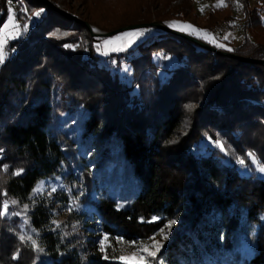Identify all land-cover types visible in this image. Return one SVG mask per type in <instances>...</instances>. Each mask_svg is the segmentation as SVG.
<instances>
[{
	"label": "trees",
	"instance_id": "1",
	"mask_svg": "<svg viewBox=\"0 0 264 264\" xmlns=\"http://www.w3.org/2000/svg\"><path fill=\"white\" fill-rule=\"evenodd\" d=\"M47 1L0 0V32L11 11L22 28L41 12L0 64V166H8L0 170V264H124L96 249L101 234L141 244L173 220L164 263L184 264L194 251L196 264H264V173L247 158L253 152L264 162V65L157 28L126 54L105 55V38ZM251 1L239 0V8L225 0L226 7L200 17L194 0H149L159 9L154 17L145 1L140 9L147 15L115 20L102 31L199 22L210 34L225 28L240 37L226 41L231 50L204 43L264 60V0ZM158 54L175 60L174 67L164 62V78ZM122 57L135 81L120 78ZM122 163L125 203L104 191L108 168ZM56 179L64 189L35 192L41 181ZM25 206L26 232L19 215H9ZM60 212L67 216L58 224ZM74 225L89 235L92 256L69 232ZM28 232L42 251L20 243Z\"/></svg>",
	"mask_w": 264,
	"mask_h": 264
},
{
	"label": "rangeland",
	"instance_id": "2",
	"mask_svg": "<svg viewBox=\"0 0 264 264\" xmlns=\"http://www.w3.org/2000/svg\"><path fill=\"white\" fill-rule=\"evenodd\" d=\"M54 1L58 7L66 11L65 13H68L72 16H74L76 19L81 20L82 22L85 21H90L92 24H94L95 28L98 30L102 31L103 28H106L108 25H110L111 22L115 20H125L128 18L132 19L137 16H145L148 13V10H142L140 9V3H143L147 1V4L150 6L149 14L154 17V14H156L157 10L152 6V3L149 2V0H51ZM129 1V2H128ZM142 1V2H141ZM128 3V4H127ZM223 3L225 4V0H223ZM253 6L260 5L262 3V0H252L251 1ZM221 4V0H194V6L196 9V13L198 16L202 17L211 7H215ZM142 5V4H141ZM203 9V11L201 10ZM12 12V11H11ZM10 12V13H11ZM10 13L4 22V24L8 23L9 19L11 18ZM40 16H33L31 21L23 26H27V31L30 30L32 27L36 26L39 22ZM84 20V21H83ZM201 20V19H200ZM197 21V20H196ZM18 22V21H17ZM3 24V25H4ZM187 23H181V22H172L169 25H185ZM198 26L192 25L194 28L201 30L199 27L200 23L197 22ZM110 27V26H109ZM171 29L187 34L191 37H194L198 40H201L203 42H206L208 44H211L213 46H216L217 48H220L222 50H231V47L226 43V41L235 39L236 42H240V37L239 33H230L227 29L222 28L221 29V34H211L210 36L201 38L203 32H206L204 30L201 31L199 34H188V31H178L176 27H170ZM21 30L17 31L15 33L17 38H9L7 39V42L5 44V51L8 48V45L11 42H14L15 40L19 39L22 37ZM137 30H147L146 34L143 38L139 39L134 43L131 47H129L126 51H112L110 46H104V49L101 51L103 54L104 52L108 53H113L116 54L118 53L119 55L121 54L124 55L126 52H128L131 48L135 47L141 42H144L148 40L150 37L156 35L157 30L154 28H146V29H135V30H130V31H137ZM3 31V26L1 28V32ZM126 31V32H130ZM123 33H119L117 35L107 37L105 38V41L108 40H114L115 37L117 36H122ZM208 33V32H207ZM210 34V33H209ZM261 35L260 33H258ZM215 39H212V38ZM225 37H228L225 39ZM82 40L79 41V44L82 46L85 43L83 42V37H81ZM218 45H223V47L218 46ZM67 47H71L70 45H67ZM7 56V55H6ZM165 58H161L159 55H156L154 57V61L157 63L159 67H162L163 69L159 72L160 78H164L165 75H167L165 66L166 63H168L171 67L175 66V60H173L171 57L167 55H163ZM166 62V63H164ZM116 66V64L114 65ZM125 67L129 69V71H125ZM120 69V78L124 79L125 81H131L134 80V75H133V69L132 67L126 62V60L122 57V64L119 66ZM80 110V109H79ZM79 113V111H78ZM79 115L75 119H77ZM80 132V131H79ZM126 172H125V167L124 164H119L118 166H111L108 168L106 177L104 179V191L106 192H111L114 191L115 195L117 196L118 200H121V203L127 202L129 199L127 190H126ZM55 188L57 190L64 189V185L62 184L61 179H56V180H43L41 181L35 192L39 193L41 195H50L53 192L51 191L52 188ZM106 189V190H105ZM55 192V191H54ZM16 212H10V216H15V214L19 215L20 219L24 222L23 230L26 232V224L28 220L26 219V215L28 212V209L25 207H20ZM8 214V213H7ZM67 212H60L59 219L57 221L58 224L63 223L66 220ZM264 218V217H263ZM161 230H164L165 232L168 233V239L167 240H162L161 236L159 233ZM158 233L153 235L152 237H155L158 241H160L163 244V248L161 249L160 253L158 254L159 257V264H167L164 263V260L162 258V254L165 252L167 246L171 243V232L168 230V228L164 227L162 228ZM70 233L75 234L77 239L79 240V243H81V248L84 249L85 254L88 256H92L97 250L100 249L101 243L103 242L106 246V255H112L120 259L121 256H123L125 259L122 261L124 264H135V261L132 259L133 254L136 252V249L139 247L140 244H131L127 243L123 240H116V241H110V239L105 240L104 238L107 237L105 235H100V239H97V247L96 249H93L89 247L86 244V240L88 239V234L87 232L80 227V225H74L70 231ZM28 236H32L31 232H28ZM151 237V238H152ZM143 242H148L150 243L151 240L148 239ZM142 242V243H143ZM243 250L249 251L251 249L249 242L244 239L243 241ZM201 252V251H199ZM198 259V254L194 251L190 252V257L184 262V264H196Z\"/></svg>",
	"mask_w": 264,
	"mask_h": 264
},
{
	"label": "snow or ice",
	"instance_id": "3",
	"mask_svg": "<svg viewBox=\"0 0 264 264\" xmlns=\"http://www.w3.org/2000/svg\"><path fill=\"white\" fill-rule=\"evenodd\" d=\"M237 4L239 8H243V4H239V0H237ZM218 6H224L226 7L227 5L223 3V0H221V4ZM203 11V9H201ZM24 11L27 13L28 9H24ZM35 16H40L41 12L37 11L34 13ZM11 18L9 19L8 23L3 25V31L0 33V64H3L5 59H6V51H5V44L7 42V39L9 38H17L15 33L19 30H21V25L17 22L16 17H15V12L12 11L10 13ZM169 27H176L178 31H188V34H199L201 33L202 30L194 28L192 25L185 24V25H169ZM27 31V26H24L21 34L23 32ZM147 30H137V31H130V32H125L123 33L122 36H117L114 38V40H108L104 41V46H110L112 51H126L129 47H131L134 43H136L137 40L143 38L146 34ZM211 34L207 32H203L201 38L210 36ZM228 37H225L227 39ZM212 39H215L214 37ZM223 47V45H218ZM98 48L101 47L100 45L97 46ZM230 50V49H229ZM105 55L108 54V52H104ZM161 58L163 57V54H158ZM125 71H129L125 67ZM219 143V142H218ZM219 147L221 150H225V146L222 143H219ZM2 151V150H0ZM247 158L251 160L253 164L256 165L258 170L262 173H264V162H261L259 158L255 155L253 152H248L247 153ZM239 163L241 165L245 164V159L244 158H239ZM8 166L2 165L0 166V170L7 171ZM22 171V170H21ZM21 171H17L16 175L21 174ZM52 192L56 191V189L53 187L51 189ZM8 207V201L4 202V214L6 213ZM27 208V206H25ZM143 222H149V221H143ZM55 223V221H54ZM175 224V221H170L167 225L168 230L170 231L172 225ZM161 236L162 240H167L168 239V233L165 232L164 230H161L159 233ZM19 241L21 244H26V246L33 248L35 251H42V249L37 245L36 241L33 240L30 236L26 237L25 235L21 234L18 237ZM105 240L108 239V237L104 238ZM151 242H143L139 245V247L136 249V252L133 254L132 259L135 261V264H159V257L158 254L160 253L161 249L163 248V244L158 241L155 237L150 238ZM30 241V243H27ZM100 250L102 252L106 251V246L102 242L100 246ZM108 255L104 256V259H108ZM13 259H19V251H17ZM120 259L124 260L125 258L123 256L120 257ZM127 264V261H126Z\"/></svg>",
	"mask_w": 264,
	"mask_h": 264
},
{
	"label": "water",
	"instance_id": "4",
	"mask_svg": "<svg viewBox=\"0 0 264 264\" xmlns=\"http://www.w3.org/2000/svg\"><path fill=\"white\" fill-rule=\"evenodd\" d=\"M43 1L49 3L47 0H43ZM60 13L63 14L64 16H66L69 19L76 20L79 23H82L83 25H85L87 27V29L89 30V32L91 33V35L93 37H96V38H107V37H111V36L117 35V34L122 33V32L135 30V29L157 28V29L162 30V31H164L166 33H169V34H172V35L187 39V40L199 45L201 48L206 49L208 51H212V52L218 53L219 55H222V56H225V57H230V58H233V59H237V60H240V61L245 62V63L264 65V60L241 57V56L233 54V53L221 51V50L216 49V48H214V47H212V46H210V45H208V44H206V43H204V42H202V41H200V40H198V39H196L194 37H191V36H189L187 34H184V33L177 32V31H175V30L169 28L168 26L163 25V24H161L159 22L134 24V25L126 26V27H123V28H120V29H117V30H114V31H111V32H103V31H100L97 28L91 26L87 22H82V21L76 19L74 16H72V15H70L68 13H65V12H62V11H60Z\"/></svg>",
	"mask_w": 264,
	"mask_h": 264
}]
</instances>
